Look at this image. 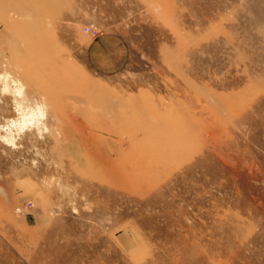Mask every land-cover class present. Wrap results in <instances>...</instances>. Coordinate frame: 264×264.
I'll return each mask as SVG.
<instances>
[{
	"label": "rangeland",
	"instance_id": "1",
	"mask_svg": "<svg viewBox=\"0 0 264 264\" xmlns=\"http://www.w3.org/2000/svg\"><path fill=\"white\" fill-rule=\"evenodd\" d=\"M0 33V264H264V0H0ZM65 124L125 159L79 164ZM34 209L67 246L20 247Z\"/></svg>",
	"mask_w": 264,
	"mask_h": 264
},
{
	"label": "crops",
	"instance_id": "2",
	"mask_svg": "<svg viewBox=\"0 0 264 264\" xmlns=\"http://www.w3.org/2000/svg\"><path fill=\"white\" fill-rule=\"evenodd\" d=\"M120 40L123 39L116 34H106L90 41L87 57L89 63L96 68V71L109 73L125 67V64L128 62V52L126 53L125 48H122ZM0 43L3 47V44L9 46L11 40L8 42L7 37L0 33ZM61 135L64 152L74 158V161L88 168L102 166H113L114 168V165L119 164L125 159V154L127 153L126 144L119 138L93 133L89 134L88 137V134L83 135L81 129L76 124H65L62 127ZM51 213V211L44 209H34L22 217V231L18 240L20 247L26 249H36L37 247L49 249L68 245L61 244L58 241L57 233L61 232L51 231L54 230L53 226L56 224V219L54 220V216ZM48 230H50L48 236L36 237V233L43 234ZM123 232L120 237L124 241H127L125 236L128 229ZM132 245L131 243L129 244L130 247Z\"/></svg>",
	"mask_w": 264,
	"mask_h": 264
},
{
	"label": "bare ground",
	"instance_id": "3",
	"mask_svg": "<svg viewBox=\"0 0 264 264\" xmlns=\"http://www.w3.org/2000/svg\"><path fill=\"white\" fill-rule=\"evenodd\" d=\"M20 108H21V107H20ZM39 108H40V107H39ZM40 112H41V111H40ZM34 121H35V120H34ZM17 122H18V121H17ZM19 123H20V122H19ZM22 123H23V122H22ZM28 123H29V122H28ZM14 124H15V122H14ZM14 124H13V125H14ZM24 124L27 125V124H26V121L24 122ZM13 125H12V126H13ZM20 125H22V124L20 123ZM28 125H29V124H28ZM10 127H11V126H10ZM20 128H21V127H20ZM25 128H26V126H25ZM23 129H24V128H23ZM3 138L5 139V137H3ZM11 139H12V138H11ZM6 140H7V139H6ZM7 141H8V140H7Z\"/></svg>",
	"mask_w": 264,
	"mask_h": 264
}]
</instances>
